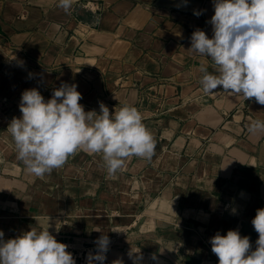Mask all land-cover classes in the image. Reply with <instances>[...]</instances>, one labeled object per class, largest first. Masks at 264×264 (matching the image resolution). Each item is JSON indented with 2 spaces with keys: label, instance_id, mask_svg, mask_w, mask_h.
Listing matches in <instances>:
<instances>
[{
  "label": "crops",
  "instance_id": "0c3cea01",
  "mask_svg": "<svg viewBox=\"0 0 264 264\" xmlns=\"http://www.w3.org/2000/svg\"><path fill=\"white\" fill-rule=\"evenodd\" d=\"M58 5L0 0L4 239L35 227L58 242L95 244L126 230L109 253L112 262L132 264L118 248L135 247L157 264H218L210 239L231 229L250 237L254 250L251 221L264 208V132L248 128L264 121V105L222 88L203 93V61L187 51L195 30L212 37L213 0H72L67 11ZM62 83L77 85L85 111L99 112L100 102L110 112L136 107L156 141L151 161L131 157L109 175L102 154L78 151L50 174L27 173L8 125L22 115L23 91L36 88L47 100Z\"/></svg>",
  "mask_w": 264,
  "mask_h": 264
},
{
  "label": "clouds",
  "instance_id": "9594fccd",
  "mask_svg": "<svg viewBox=\"0 0 264 264\" xmlns=\"http://www.w3.org/2000/svg\"><path fill=\"white\" fill-rule=\"evenodd\" d=\"M71 5L72 0H59L58 6L67 11ZM213 8L214 15L208 21L212 37L195 30L187 50L203 61L199 79L203 93L213 94L222 88L264 105V0H213ZM82 98L77 85L67 83L53 89L47 100L36 88L23 91L19 104L22 115L12 118L7 131L27 173L36 177L50 174L78 151L102 154L109 175L121 170L131 157L151 161L156 141L136 107L123 105L110 112L100 102L99 112L85 111ZM248 131L264 132V121H253ZM251 224L258 233L254 250L250 237L241 236L238 230L211 237V251L218 264H264V208L256 210ZM110 243L106 234L101 235L95 241V254L87 256V264H104ZM67 248L48 229L32 227L7 240L0 230V264H76ZM128 256L133 264L143 260L140 249H131ZM112 264H123V260Z\"/></svg>",
  "mask_w": 264,
  "mask_h": 264
},
{
  "label": "built area",
  "instance_id": "2783aa9c",
  "mask_svg": "<svg viewBox=\"0 0 264 264\" xmlns=\"http://www.w3.org/2000/svg\"><path fill=\"white\" fill-rule=\"evenodd\" d=\"M87 5V4H86ZM88 6V5H87ZM127 234V231H120L117 234H115V239L110 243L109 246V251L106 253V260L104 262V264H112V261L109 258V253L114 250L115 248H117L118 243L121 238H123L125 235ZM61 243H65L68 245L67 251H69L70 253H72L76 264H87V256L88 254L91 252L93 254H95L96 252V244H82V243H78L72 240H63L60 241ZM133 249L138 250L139 248H135V247H131V248H127V247H119L118 250L122 251V252H128ZM141 253L143 254V260L141 262V264H157V257L149 252L143 251L141 250ZM181 250L178 247H175L172 250V260L174 261V263L180 261L181 259ZM153 257H155V259H153ZM133 264V262H132Z\"/></svg>",
  "mask_w": 264,
  "mask_h": 264
}]
</instances>
